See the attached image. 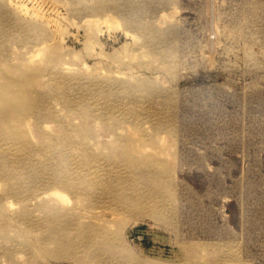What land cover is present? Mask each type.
I'll return each instance as SVG.
<instances>
[{
	"label": "rangeland",
	"instance_id": "374dc122",
	"mask_svg": "<svg viewBox=\"0 0 264 264\" xmlns=\"http://www.w3.org/2000/svg\"><path fill=\"white\" fill-rule=\"evenodd\" d=\"M137 140L141 210L55 183ZM101 221L99 264H264V0H0V264H88Z\"/></svg>",
	"mask_w": 264,
	"mask_h": 264
},
{
	"label": "bare ground",
	"instance_id": "6f19581e",
	"mask_svg": "<svg viewBox=\"0 0 264 264\" xmlns=\"http://www.w3.org/2000/svg\"><path fill=\"white\" fill-rule=\"evenodd\" d=\"M141 143H143V142L137 140V141H129L125 144V148H126V152H127L126 157L131 159L129 161H135V163H129V167H131L130 169H132V170H130V172L132 174L135 171V167H136L135 164L138 165L141 162L145 163L144 160H146L149 163V165L154 166V160H157V155L151 154L153 152H151L150 154H147V153H142L139 150L138 146ZM149 151H148V153H149ZM86 155H87V158L84 159V157H83V161L85 163L86 159H89V161L85 163L86 164L85 166L88 168L91 166V164H90L91 162H93L94 160H97L96 158L98 155L96 153H86ZM160 159H162V158H160ZM165 159H168V158H165ZM71 168H69L70 171L67 173V175L69 177H71L70 173L73 172V174L75 176L74 179L76 181L75 183H72L69 180L66 182L67 175H65V176L64 175H57V178L55 179V183L57 182L61 185H65V186H67V188H69V189L71 188L72 190H74V192L83 193L81 191L82 187L78 183H80V181L85 180V182H87V187H85V188L88 189V192L91 194H94V192L96 193L97 189H98V192L101 189L104 192H107L106 194L111 196L113 201L118 202V204L120 206H127L125 204H128L130 202L129 204H130L131 209H136L138 211L139 209L141 210V208L145 207L146 200H143V198L140 195H135L134 197L132 195H130L131 196V198H130V197L125 196V194H124L125 190L127 189V185L132 184V182L137 177L134 175H137V174L123 175L122 173H117V172L111 171L109 169L103 171V170H101L102 167L97 166L96 169L92 170V173L95 174L96 177L89 179L87 176L81 175L78 172V170H81L85 167L80 168V165L77 166L76 162L74 161L71 164ZM90 169H91V167L88 168V170H90ZM91 201H93V200H91ZM77 202H80V201L77 200ZM97 202L99 203V201H97ZM112 203H114V202H112ZM78 205H79V203H78ZM85 212H87V211H85ZM83 213L84 212H82V214ZM92 219H93V217H92ZM93 220L96 221L95 219H93ZM100 220H102V219H100ZM97 222H99V221H97ZM105 222L108 223L107 221H105ZM105 222L101 221V224L105 223ZM105 224H102V225H94L93 224V225H90V228H88V231L85 230V232H86L85 239L87 238V240L85 241V239H84V241H82L80 243L79 248L82 249V251L85 253V258H86V261L88 264H94V263L99 264V261H100L99 257L101 254L113 253L111 246H109V244H111L112 233H110L108 226ZM45 232H47V231H45ZM60 243H61V241H60Z\"/></svg>",
	"mask_w": 264,
	"mask_h": 264
}]
</instances>
